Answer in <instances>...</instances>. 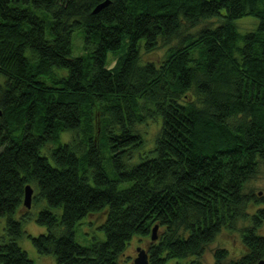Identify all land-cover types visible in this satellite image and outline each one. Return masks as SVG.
<instances>
[{
	"label": "trees",
	"instance_id": "trees-1",
	"mask_svg": "<svg viewBox=\"0 0 264 264\" xmlns=\"http://www.w3.org/2000/svg\"><path fill=\"white\" fill-rule=\"evenodd\" d=\"M105 1L0 0V264H34L18 244L28 185L33 203H47L36 222L48 232L27 236L59 264H119L157 225L150 264H201L223 229L243 232L250 249L230 264H258L264 209L250 208L264 196L247 186L264 174V0H109L94 13ZM247 16L259 26L241 35L236 21ZM217 17L218 27L189 34ZM174 41L161 66L141 63V43L153 52ZM150 122L156 143L140 153L139 126ZM63 133L73 140L62 143ZM136 152L141 162L130 165ZM105 206L106 240L80 245L76 226ZM228 255L218 249L216 264Z\"/></svg>",
	"mask_w": 264,
	"mask_h": 264
},
{
	"label": "rangeland",
	"instance_id": "rangeland-1",
	"mask_svg": "<svg viewBox=\"0 0 264 264\" xmlns=\"http://www.w3.org/2000/svg\"><path fill=\"white\" fill-rule=\"evenodd\" d=\"M225 11L222 13L224 15ZM222 22V19L217 17L213 20L203 21L200 25H198L196 28L189 31V34H196L201 29L210 27V28H216L218 27ZM259 18L253 17V16H247L244 18H241L236 21V25L238 27V31L241 35H246L247 33L255 31L259 26ZM83 37V30L78 31L75 34L74 37V50L73 55L79 56L83 53V46L84 41L81 38ZM79 38V39H78ZM178 41H174L169 46H162L160 44V48L153 52H148L144 48V43H141V63H155L158 67L163 64V62L166 59V56L168 54L169 48L172 46L177 45ZM126 41L124 42L123 49L119 52H112L109 56V68H113L116 65L117 58L114 56L116 54H121L123 51H126ZM92 48V47H91ZM100 111L98 108H96L94 112V132L95 135H97L96 142L100 144L99 137H101L100 134ZM161 118L159 119V125H161ZM155 122H150V124L147 126H139V130L142 132V134L145 135V138L147 140L148 148H143L142 150H139L138 152L144 153V151H148V149L153 148L156 143L157 133L159 131V126ZM83 134L81 133V136ZM72 134L71 133H63L62 134V143H68L72 141ZM101 145V144H100ZM49 148H53L52 145L48 146ZM103 149V148H102ZM138 152L135 153L134 158L136 159L138 157ZM45 153V151H44ZM103 156H104V162L107 167H110L109 165V158L110 153L107 150H103ZM134 159V160H135ZM141 160L139 157L135 161H131L130 165H136L140 163ZM92 169H90V172ZM91 183H93V180H91ZM248 190H255V194L259 195L261 193V196H264V174L259 175L256 179L250 181L247 186ZM36 193L34 192V195ZM47 206V203L44 201H41L39 203H33V206L30 210L31 219L26 220L23 222V228L24 231L27 233V235L31 236H39L43 234H47L48 230L46 227L38 225L36 222V219L39 215V213ZM264 209V205L259 207H251L250 208V214L256 213L257 210ZM109 206H105L100 211L93 213L86 218H84L77 226H76V241L82 245V246H90L93 243L96 242H104L106 240V235L104 231L101 229L103 224L106 222L108 215H109ZM28 210L23 207L22 212L21 209L18 211V213L15 215V219L18 221H22L24 213H26ZM57 214L61 213V211H56ZM6 219H0V225L2 228L5 225ZM246 226H251L250 223H240L239 228L243 229ZM159 234L162 233V229L159 230ZM2 233V232H1ZM257 234L260 236H264V224L263 226L258 229ZM23 236L21 239L18 240L19 246L27 253L28 257L34 262V264H59L56 257L54 255H41L38 253V251L35 249L31 239L27 236ZM152 238L150 237H139L135 236L127 245L126 251L124 252V255L119 259V264H134V260L138 257V248H142L147 250L148 247L152 244ZM218 249H226L229 252L228 258L225 261V264H230L231 261L239 260L241 257L247 255L249 253V248L244 244V237L243 232L240 230L232 231L228 229H223L222 232L217 236L216 240L208 245L206 248L205 253L203 254L201 258V264H216L215 259V252ZM197 257L190 256L186 259H173L169 260L167 264H190L192 261L196 260Z\"/></svg>",
	"mask_w": 264,
	"mask_h": 264
},
{
	"label": "water",
	"instance_id": "water-1",
	"mask_svg": "<svg viewBox=\"0 0 264 264\" xmlns=\"http://www.w3.org/2000/svg\"><path fill=\"white\" fill-rule=\"evenodd\" d=\"M110 4V1L107 0L100 4L99 6L96 7L94 10V13L100 12L103 8H106ZM3 116V112L0 109V118ZM33 198H34V189L32 186L28 185L25 189V198H24V206L27 209H31L33 205ZM158 230L159 226H155L154 229L152 230V241L155 242L159 239L158 237ZM138 257L134 260V264H150L149 260V254L145 249L138 248ZM258 264H264V260H261Z\"/></svg>",
	"mask_w": 264,
	"mask_h": 264
},
{
	"label": "flooded vegetation",
	"instance_id": "flooded-vegetation-1",
	"mask_svg": "<svg viewBox=\"0 0 264 264\" xmlns=\"http://www.w3.org/2000/svg\"><path fill=\"white\" fill-rule=\"evenodd\" d=\"M249 251H250V249H249ZM245 256H246V255H245ZM243 257H244V256H243ZM241 258H242V257H241ZM241 258H240V259H241Z\"/></svg>",
	"mask_w": 264,
	"mask_h": 264
}]
</instances>
